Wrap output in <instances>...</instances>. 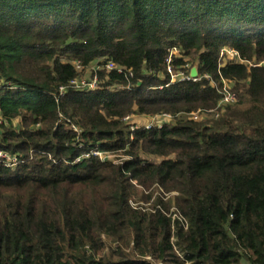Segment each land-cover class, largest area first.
Returning a JSON list of instances; mask_svg holds the SVG:
<instances>
[{"label":"trees","instance_id":"1","mask_svg":"<svg viewBox=\"0 0 264 264\" xmlns=\"http://www.w3.org/2000/svg\"><path fill=\"white\" fill-rule=\"evenodd\" d=\"M0 154V264H264V0H0Z\"/></svg>","mask_w":264,"mask_h":264},{"label":"built area","instance_id":"2","mask_svg":"<svg viewBox=\"0 0 264 264\" xmlns=\"http://www.w3.org/2000/svg\"><path fill=\"white\" fill-rule=\"evenodd\" d=\"M223 54H228V55H233L232 58H235V57H238V53L235 52V51H232V50H224L222 52V55ZM108 70H115V69H118L114 64H109L108 65ZM167 71L168 73L171 75V82H176V81H194V82H198V81H201V78L199 77H196V78H193L191 76V73L190 74H186L185 73H178L176 72L174 69H173V66L171 64V60L168 61V68H167ZM119 72H122V70L119 69ZM84 83V82H83ZM78 85L80 84L79 82L77 83ZM83 87H88L89 89L91 90H96L99 88V85H98V79L95 77L89 85H86L84 84ZM64 91V90H62ZM222 94H223V98L218 106V108L214 111H210L208 113H192L191 114V118L192 119H195L197 121H201V120H204L205 117H215V118H218L219 117V109L227 106V105H232V104H235L237 102V96L231 91V87H230V84L225 82L224 83V87H223V90H222ZM133 116H129L127 118H125V121L126 122H131V119H132ZM172 119V116L171 115H168V114H159V115H156V119L149 125H146L145 127L150 130L154 127H159V128H162L166 123H168V120H171ZM139 128H141L138 124H131V131H136L138 130ZM76 130V129H75ZM77 131V130H76ZM110 152H103V151H100V150H94L91 154H87L85 155V158H89L91 156H94V157H99L102 161H112L111 159V154H109ZM0 157H6L4 154H0ZM8 159V163L10 165H15L16 163V160H13L11 161L9 158ZM80 161V160H79Z\"/></svg>","mask_w":264,"mask_h":264},{"label":"rangeland","instance_id":"3","mask_svg":"<svg viewBox=\"0 0 264 264\" xmlns=\"http://www.w3.org/2000/svg\"><path fill=\"white\" fill-rule=\"evenodd\" d=\"M230 58H232L233 57V55H228ZM93 66H95V65H93ZM92 68H94V67H92ZM187 69L186 70H188V69H194V68H197L196 66L195 67H192V65L189 63V65H187V67H186ZM186 70L185 71H178V73H185L186 74V76H187V72H186ZM93 80V75H92V72H91V70L90 71H86L84 74H83V77H82V81H81V83H80V86H84V84H86V85H89L90 84V82ZM84 82V83H83ZM230 87L231 88H233L234 86L231 84L230 85ZM88 88V87H87ZM234 93V92H233ZM237 102H238V98H237ZM236 102V103H237ZM173 118V117H172ZM156 119V116H154V117H149V116H133L132 117V119H131V122H130V125L131 124H133V123H135V124H138L140 127H145L146 125H149V124H151L154 120ZM205 119H210L209 117H205ZM172 120V119H171ZM171 120H168V123L169 122H171ZM18 121H16L15 122V126L17 127V126H19L18 125ZM109 154H111V160L113 161V162H116V163H118L119 161H124V160H126L127 159V157L124 155V153H109ZM143 157L147 160H150L151 162H154V163H159V162H161V161H163V158L162 157H155V156H146V155H143ZM161 194H163L164 196H165V194L163 193L164 192V190L161 188L160 189V191H159ZM159 194V193H158ZM173 195H175V194H172V195H167L166 194V199L165 200H167V199H170V197H172ZM138 206L139 205H144L145 207L144 208H146V209H149L150 207H149V204L148 205H145V204H143V202H140L139 204H137ZM178 212H177V209L176 208H172L171 209V214H174V215H176ZM155 264H160V263H155Z\"/></svg>","mask_w":264,"mask_h":264},{"label":"water","instance_id":"4","mask_svg":"<svg viewBox=\"0 0 264 264\" xmlns=\"http://www.w3.org/2000/svg\"><path fill=\"white\" fill-rule=\"evenodd\" d=\"M191 76L193 78L198 77V69L197 68L192 69Z\"/></svg>","mask_w":264,"mask_h":264},{"label":"crops","instance_id":"5","mask_svg":"<svg viewBox=\"0 0 264 264\" xmlns=\"http://www.w3.org/2000/svg\"><path fill=\"white\" fill-rule=\"evenodd\" d=\"M245 264H247V263H245Z\"/></svg>","mask_w":264,"mask_h":264}]
</instances>
